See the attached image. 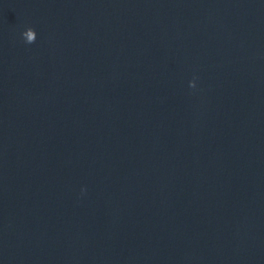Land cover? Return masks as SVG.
Here are the masks:
<instances>
[{"label":"water","instance_id":"95a60500","mask_svg":"<svg viewBox=\"0 0 264 264\" xmlns=\"http://www.w3.org/2000/svg\"><path fill=\"white\" fill-rule=\"evenodd\" d=\"M0 264H264V0H0Z\"/></svg>","mask_w":264,"mask_h":264},{"label":"clouds","instance_id":"9594fccd","mask_svg":"<svg viewBox=\"0 0 264 264\" xmlns=\"http://www.w3.org/2000/svg\"><path fill=\"white\" fill-rule=\"evenodd\" d=\"M23 37L25 38V41L27 43H33L36 39V31L29 27L27 28L23 33H22ZM190 86H193L192 81L190 82Z\"/></svg>","mask_w":264,"mask_h":264}]
</instances>
